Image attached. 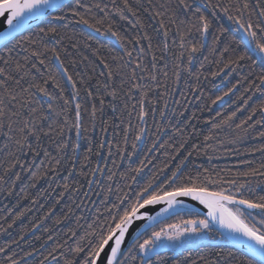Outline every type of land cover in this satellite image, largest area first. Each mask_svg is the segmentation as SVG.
Listing matches in <instances>:
<instances>
[{"label": "snow or ice", "instance_id": "snow-or-ice-1", "mask_svg": "<svg viewBox=\"0 0 264 264\" xmlns=\"http://www.w3.org/2000/svg\"><path fill=\"white\" fill-rule=\"evenodd\" d=\"M110 4L103 0H0V17H6L9 28L0 33V41L22 34L30 19L50 17L49 25L39 27L37 38L17 40V46L26 53L22 60L13 62L10 56L0 55V138L4 140L0 145V190L11 180L8 195L13 194L16 182L22 179L18 168L30 176L31 188L42 180L55 182L53 178L60 172L67 173L65 182L57 185L62 191L39 223L22 228L18 238L0 245V264H235L240 248L227 254L216 252L215 259L192 255L198 240L214 232L246 247L239 264H264V194L257 193L264 185V130H260L264 129V0L254 4L252 0H229L227 4L203 0V9L196 0H176L175 6L172 0H146V6L141 0H136V5L130 0H110ZM209 9L213 16L223 13L238 26L244 33L246 50L233 57L225 47L219 59L204 56L199 68L194 69L197 54L205 49L212 29L213 20L206 12ZM178 10L190 18L178 19ZM141 12L157 21L155 35L145 30ZM71 20L107 36L109 44L117 45L119 51L107 45L93 48L87 41L64 45L57 39L61 29L51 22ZM217 31L210 54L216 53L228 29L220 27ZM48 37L53 43L46 42ZM170 37H178V44L175 39L169 43ZM101 48H106L108 55H103ZM253 55L262 65L259 73ZM206 64L215 65L207 75L202 71ZM245 64L248 71L241 73ZM80 66L83 70L78 71ZM202 76L227 82L225 90L214 97L206 96ZM181 81L189 92L198 93L196 98L204 102L202 112H211L213 105L235 97L229 105H235L234 110L227 114L218 111L203 120L209 127L202 141V133L195 126L186 132L191 121L180 127L167 120L169 97ZM106 107L114 114L108 120L102 118ZM241 112L247 115L237 123ZM98 114L102 136L81 162L77 155L80 145L68 134L75 131L78 140L81 131H87L85 118L95 128ZM192 118L199 119L195 113ZM225 129L232 131L220 138ZM250 130L255 131L254 137ZM109 132L111 139H106L104 134ZM248 138L259 144L243 153L230 147ZM46 141L55 154L44 147ZM219 148L243 156L259 153L260 162L242 159L236 167L244 166L243 170L235 172L195 162L201 156L210 162ZM25 149L34 158L31 164L22 159ZM41 155L46 166L44 161L35 163ZM146 170L148 175L142 181ZM74 174L81 179L69 182ZM85 184L87 191H83ZM66 193L72 205L54 219L52 227L45 226L41 235H34L38 245L31 244L26 239L28 234H34L54 215ZM92 195L100 197L95 213L91 218L83 211L76 215L74 209H87L85 200L95 203ZM77 196L82 197L79 203L74 198ZM28 198L25 193L24 199ZM182 198L203 205L206 214L201 217ZM31 204L45 207L39 196ZM186 209L191 218L167 222ZM31 211V207L24 208L11 222L0 216L4 221L0 234L10 235L9 229ZM73 217L74 228L68 227L63 234L54 230ZM144 221L147 223L141 227ZM177 248L188 255H164Z\"/></svg>", "mask_w": 264, "mask_h": 264}, {"label": "trees", "instance_id": "trees-1", "mask_svg": "<svg viewBox=\"0 0 264 264\" xmlns=\"http://www.w3.org/2000/svg\"><path fill=\"white\" fill-rule=\"evenodd\" d=\"M87 2H96V0H87ZM133 5H136V0H130ZM142 3H145L146 6V0H141ZM191 2V0H190ZM223 3L227 4L229 0H222ZM235 2V0H233ZM103 3H109V7H111L110 0H103ZM173 6L176 4V0H172ZM196 3L200 5V7L203 9V0H196ZM252 3H255V0H252ZM195 6V5H194ZM207 14L212 18L213 25L212 29L209 32L208 36L205 40V49L202 53H198L196 60L194 61L193 67L199 68L200 62L203 61L204 56H208L210 60L212 59H219L220 52L224 50L225 47L229 48L228 55H231L235 57L236 55L242 54L245 49V43L242 40L241 34L239 32L238 26L233 23L232 21L228 20L226 16H224L223 13H219L215 16L212 15L211 10H206ZM102 15V14H101ZM141 19L143 23L145 24V30H147L150 34L155 35L153 32V28L157 26V21L152 20L149 18L148 13L141 12L140 13ZM177 17L180 20H185L190 18L185 17L183 12L177 11ZM129 19H132L134 22V18L131 17L129 14ZM50 23V17L49 18H43L40 21L33 24L31 27L27 28L22 32V34L17 35L15 39H9L4 41L0 44V55L5 56L8 58L9 56L12 58L13 62L17 59L22 60L23 56L26 55V53L23 51V48L20 46H17V40L24 41L28 37L37 38V33L39 32V27L49 25ZM67 24L68 27L64 28L63 25ZM51 26H56L61 29V37H57V39H62V42L64 45H70L71 42L79 41L81 44H83L85 41L89 42L93 48H99L101 45H107L109 47H112L115 49V51H119V47L117 45L109 44V38L107 36H101L92 30L84 27L83 25H78L75 23L74 20L69 21H60V22H51ZM125 27H129L127 24H125ZM220 27H224L228 29L226 33L221 36V42L218 44L217 51L215 54H210V49L212 48V41L214 35H219L217 29ZM131 34V33H129ZM194 35L199 38L198 34ZM175 39L178 44V37H170L169 43L172 42V40ZM46 42L53 43L51 37L45 38ZM27 46V45H25ZM173 49L175 51H179L178 47L176 45H173ZM9 50H11L9 52ZM101 52L103 55H108L106 48H101ZM254 59L258 60V57L256 55H253ZM248 63H251L250 61ZM2 66V65H0ZM14 66V63H13ZM255 71L259 73L261 71L262 65L259 63V60L257 64L254 66ZM78 71L83 70V66H80L77 68ZM210 70H215V65H205V68L202 70L204 71L205 75L208 74ZM248 67L247 64H245L242 69L241 73H247ZM232 82H235V77L231 78ZM189 83H194V81H189ZM213 84L216 85V87H213ZM227 82L222 84L219 79L212 81L211 77L209 76L208 80H205L204 77H201V87L205 93L206 96L211 95L215 96L222 90H225ZM242 91V89H241ZM183 92L184 95L181 96L180 93ZM198 93H191L188 91V85L184 84L183 81H181V84L179 85V88L175 90V94L171 97H169V111L167 115V120L171 121V124L178 125L180 127H184L185 125L189 124V121H191L190 125L186 128V132L192 131V126H195L196 131L199 133H202L199 136V140H203V134H207L208 132V125H205L203 123L204 119H207L209 117H214L216 112H223L225 114L229 113L230 111L234 110L236 107L235 105H231V100L235 99V97L226 98L225 102L223 104H217L212 106V111H201L202 108H204V102L202 100H199L196 98ZM259 95V94H257ZM176 101H179L177 104ZM107 104V101H106ZM186 109V110H185ZM183 111V116L180 115V112ZM195 113L196 117L199 119H193L192 114ZM113 112L111 108L105 109V114L103 115V119L108 120L113 117ZM247 115V112H241L238 113V118L236 122L238 123L240 119H242L244 116ZM100 119L101 117L98 114L97 122L95 128L92 127V125L89 123L87 117L85 118L84 127L87 129V131H81L80 137L77 140L76 132L73 131L69 133L68 135L70 138L74 141L79 143L80 147L77 150V155L79 157V160L83 162L84 156L87 154V150L89 147H94L96 142L101 138L102 133L100 130ZM157 120H159V117H157ZM118 122V121H117ZM151 120L149 121V127H151ZM264 130V129H260ZM232 130L225 129L224 132L220 133V138H224L225 135ZM252 132V136H255V131L250 130ZM106 139H111V132L108 134H104ZM4 143V140L0 138V145ZM216 144V142H213ZM259 144V141L253 138H248L243 141H241L239 144L230 146L239 148L240 152L243 153L246 148L254 147ZM44 147L47 148L49 151H52L53 154H55L53 146H51L47 141L44 144ZM106 155V152L104 153ZM2 155H0V159H2ZM23 160L27 161L29 164L33 161V156L27 152V149H25V155L22 157ZM95 157H93V161L95 162ZM242 159H249L254 160L256 164L260 162V156L259 153H257L255 156H243V155H236V154H228L225 152L223 148H219L218 152L214 155V158L209 162L208 158L206 156H201L199 158H196L195 162L197 164H203L205 167H212L213 165L216 166L217 169H232L233 172L243 170L244 166H240V168H237L236 165L238 164V161ZM41 161H44V164L46 166L47 161L44 160L43 155L39 158H35V163L37 165L41 164ZM109 166H111L109 162ZM35 170V169H33ZM87 171V168L85 169ZM191 170L193 173L195 172V166L193 165ZM2 169H0V173H2ZM16 171L22 172V179L20 181H17L15 184V188L13 190L12 195H8V189L11 185V180L8 184L3 185V190H0V216L8 217V222H11V219L19 212L22 211L24 208L31 207L32 211L28 212L25 217H23L20 221H17L16 225L13 226L12 229H9V234H0V245L5 244L6 242H10L13 238H18L20 234H22V228L24 227H30L33 223H39V218L42 217L45 212L47 211V208L52 205L55 199L58 198V193L62 191V188L58 187L57 185H62L65 182V177L67 176L66 172H60V174L57 177H54V181L52 182L50 180H42L39 182L36 188L30 187V176L23 172L21 169H16ZM78 172V169H77ZM223 174V173H222ZM148 175V171H145L144 177H142V181L144 178H146ZM14 179V177H12ZM77 179H81L78 177V175H75L73 177H69V182L75 181ZM258 179V178H257ZM81 182H83L81 180ZM49 183H52V187L49 188ZM48 190V194L44 193V190ZM261 189H264V185H261L259 188H257L258 194H264L261 193ZM87 185L85 184V187L83 191H87ZM28 193L29 198L24 199V194ZM39 196V201L41 204H44V208H40L39 205L33 206L31 204L32 199H35ZM79 203V200L82 198L80 196L74 197ZM92 201H95V203H92L88 200H85V204L87 205V209H74L76 215H81L82 211L91 218V216L95 213V210L97 206H99L100 197H97L95 195H92ZM69 205H72V199H70V196L68 193L65 194L64 199L61 201V204L56 206L54 215L52 217H49V219L45 220L44 223L41 225V227L33 234L29 233L26 239L31 244H37L38 242L34 240V235L39 236L43 232V228L45 226L52 227L53 221L55 218H58L62 215V213L67 211V207ZM74 207V205H73ZM90 209L91 211H88ZM187 209L184 213H181L180 215L170 216L167 220L168 223H174L178 222L180 219H188L191 218L187 214ZM196 212V211H194ZM198 213V212H196ZM199 215L202 217L203 215L199 213ZM259 218V217H257ZM90 222V220H89ZM0 223H4V221L0 220ZM81 223H84V221H81ZM7 227V224L4 225ZM75 227L74 223V217L72 219H69L68 221H65L61 225L55 226V231L63 234V232H66L68 227ZM71 243V242H70ZM22 246L25 248H29V245L24 244L22 242ZM15 247V246H13ZM237 247L230 244L227 240L224 242H204L200 243L192 248V255L195 257L197 255H209L210 259H215L214 253L219 252L221 250L224 251L225 254H227L229 251H235ZM165 256L171 255L172 258H182V256H187L188 253L184 251L183 248L173 251L169 250V252L164 253ZM236 256L238 257V260L235 262V264H239V258H242V251L236 252ZM227 259V257H225ZM229 264H232L230 261Z\"/></svg>", "mask_w": 264, "mask_h": 264}, {"label": "water", "instance_id": "water-1", "mask_svg": "<svg viewBox=\"0 0 264 264\" xmlns=\"http://www.w3.org/2000/svg\"><path fill=\"white\" fill-rule=\"evenodd\" d=\"M43 18H45V17H40L39 19H30L29 21H28V24H27V26H26V28H25V30L27 29V28H29V27H31L33 24H35L36 22H38V21H40L41 19H43ZM9 30V28H8V25H7V23H6V17H0V33H3V32H5V31H8ZM239 32H240V34H241V37H242V40H243V42L245 43V38H244V33L242 32V31H240L239 30ZM4 41H0V44L1 43H3ZM183 200H184V203H185V205H188L193 211H196V212H198V213H200V214H202V215H205L206 214V209L203 207V205H200L198 202H196V201H192L190 198H182ZM154 214V213H153ZM142 222H140V224H141ZM228 241V240H227ZM230 244H232V245H234L233 244V242H231V241H228ZM235 247H237V248H240V249H242V252H244V251H247V249H246V247H243V246H241V245H239V244H235L234 245Z\"/></svg>", "mask_w": 264, "mask_h": 264}, {"label": "rangeland", "instance_id": "rangeland-1", "mask_svg": "<svg viewBox=\"0 0 264 264\" xmlns=\"http://www.w3.org/2000/svg\"><path fill=\"white\" fill-rule=\"evenodd\" d=\"M224 241L225 239L219 234V232H214L209 236L199 239L197 245L204 242H224ZM179 249L181 248L174 249L173 251H177Z\"/></svg>", "mask_w": 264, "mask_h": 264}, {"label": "bare ground", "instance_id": "bare-ground-1", "mask_svg": "<svg viewBox=\"0 0 264 264\" xmlns=\"http://www.w3.org/2000/svg\"><path fill=\"white\" fill-rule=\"evenodd\" d=\"M146 223H147V222L144 221V222H142V223L140 224V226L143 227V224H146ZM133 235H134V233H133Z\"/></svg>", "mask_w": 264, "mask_h": 264}]
</instances>
